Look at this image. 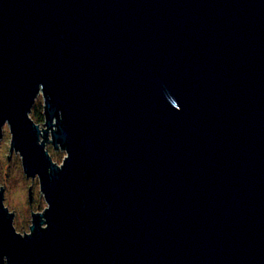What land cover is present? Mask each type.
Wrapping results in <instances>:
<instances>
[{
    "label": "water",
    "instance_id": "water-1",
    "mask_svg": "<svg viewBox=\"0 0 264 264\" xmlns=\"http://www.w3.org/2000/svg\"><path fill=\"white\" fill-rule=\"evenodd\" d=\"M3 125L0 264H264V0H0Z\"/></svg>",
    "mask_w": 264,
    "mask_h": 264
},
{
    "label": "rangeland",
    "instance_id": "rangeland-1",
    "mask_svg": "<svg viewBox=\"0 0 264 264\" xmlns=\"http://www.w3.org/2000/svg\"><path fill=\"white\" fill-rule=\"evenodd\" d=\"M34 103H43V96L38 93ZM43 123L40 122L41 126ZM3 133L0 138V185L3 186V204L14 214L12 225L19 233L29 231L31 211L41 212L47 206L42 192L40 193L37 176L31 179L22 171L20 155L18 152L9 150L10 131L7 125H3ZM51 159L58 165L62 163L65 150L61 147L52 148L49 139L45 143ZM10 154V155H9ZM9 158L7 159V156ZM31 184V185H30ZM32 192L31 205L28 201V186ZM40 195V196H39ZM13 209V211H12Z\"/></svg>",
    "mask_w": 264,
    "mask_h": 264
},
{
    "label": "trees",
    "instance_id": "trees-1",
    "mask_svg": "<svg viewBox=\"0 0 264 264\" xmlns=\"http://www.w3.org/2000/svg\"><path fill=\"white\" fill-rule=\"evenodd\" d=\"M43 105L40 103H33L32 109L29 113V116L32 117V119L36 123H40L44 121V115L42 114Z\"/></svg>",
    "mask_w": 264,
    "mask_h": 264
}]
</instances>
